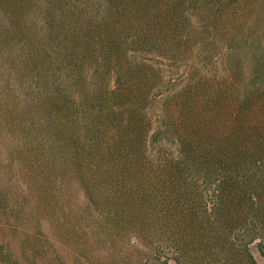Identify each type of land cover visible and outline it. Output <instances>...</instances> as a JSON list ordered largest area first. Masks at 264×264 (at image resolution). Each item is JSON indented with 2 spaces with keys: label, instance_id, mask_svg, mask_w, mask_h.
<instances>
[{
  "label": "trees",
  "instance_id": "trees-1",
  "mask_svg": "<svg viewBox=\"0 0 264 264\" xmlns=\"http://www.w3.org/2000/svg\"><path fill=\"white\" fill-rule=\"evenodd\" d=\"M45 1L0 0V122L36 172L18 194L1 174L13 232L35 251L61 245L69 233L33 210L37 197H54V177L59 204L71 198L59 211L84 220L83 234H69L77 254L62 264H99L90 238L109 255L124 250L128 264H264V93L249 91L264 89L261 43L249 53L251 86L227 91L213 114L205 105L219 91L203 96L188 81L171 98L143 55L187 41L197 52L204 27L215 36V12L245 0ZM13 253L1 232L0 264H20Z\"/></svg>",
  "mask_w": 264,
  "mask_h": 264
},
{
  "label": "rangeland",
  "instance_id": "rangeland-1",
  "mask_svg": "<svg viewBox=\"0 0 264 264\" xmlns=\"http://www.w3.org/2000/svg\"><path fill=\"white\" fill-rule=\"evenodd\" d=\"M48 1L46 0L45 3H48ZM164 1L155 0V3L159 2L162 5ZM215 19L216 22L212 24L216 28L213 31L215 36L208 35L209 33L204 27L201 35L202 37L205 36L204 45L201 44L202 47L197 52H192L194 44L189 46L192 43L187 41L182 43L179 51L175 50L174 52V47H170L167 50L161 49L157 52L143 54L145 58L152 57V63L158 68L156 78L161 83L160 87L164 91H171V98L176 95L175 88L180 89L188 85V81H190V86L193 88L195 83L201 82L203 96L207 95V90H211L214 93L219 91L217 93H219L220 97H211L212 101L214 97L215 99L213 103L211 102L212 104L208 105L210 106L209 108L205 105L206 114H213L211 110L219 104L220 99L226 98L230 102L227 91L236 92L242 88L244 91L251 86L248 83L251 81L255 56L249 53H251V50L256 52V47H252V43L254 42L253 46H255V43H261L258 55H261L264 50V0H245L242 4L227 6L224 12H215ZM140 23L144 24V21L140 20ZM242 37L244 38L242 39ZM245 38H247L246 43H244ZM231 46H233V49L230 48ZM162 54L165 57H161ZM214 85L216 89H214ZM249 91L256 92V96H259L261 92L264 93V89L256 90L253 86L249 88ZM254 93L252 94L254 95ZM163 107L165 106L163 105ZM152 108L157 113L160 106L159 104H153ZM20 147L21 144L14 138L12 125L7 120L0 122V161L8 165V168L5 166L0 167V180L2 173L8 174L13 183V188H17L15 190L17 194L19 189L21 192L26 190L30 184V179L32 183L36 177L34 168L26 162L25 153L21 151L22 149L18 151ZM50 184L54 189V197L49 194V204L41 198V204H39V198L37 197L36 203L38 207L33 210L40 212L42 219L46 218L49 221L46 222L49 225V229L57 228L59 232H67L75 237H77V232L83 234L84 220L73 221L71 218H66L59 211L60 205L64 204V201L69 203L71 198L69 199L66 195H63L61 198L62 204H59V195L61 194L58 188L60 185L57 186L54 177H52ZM37 193L39 197L43 195L39 187ZM76 199L84 203L83 199L78 197ZM27 210H30L29 206ZM65 211L72 218L75 217L74 212L76 209ZM9 219L10 216H7L5 212L0 213V222L5 224L3 228H0V233L2 232L13 243V254L21 260L20 264H62V260L68 259L72 261L76 256L77 247L73 244L69 234L61 240V245L47 250H37V252L29 246V243H33V239L28 242L26 234L18 233L16 235L10 227ZM11 219L14 220L15 217L11 216ZM25 227L30 229L31 224H26ZM5 232L8 233L5 235ZM21 238L22 241L20 240ZM90 241L97 244L92 245L95 248L91 258L94 263L95 260H99V264H128L122 262L126 254H122L124 250L120 251L119 254L116 252L109 255L107 251L111 248L110 246L101 247L92 238H90ZM24 243L25 245H22ZM67 249H71L72 253L68 252ZM99 249L103 256L100 254ZM250 249L258 259H262L255 243H252ZM215 257L216 261L221 258L218 255H215ZM170 258L168 257V259ZM204 264H210V262L206 261Z\"/></svg>",
  "mask_w": 264,
  "mask_h": 264
}]
</instances>
